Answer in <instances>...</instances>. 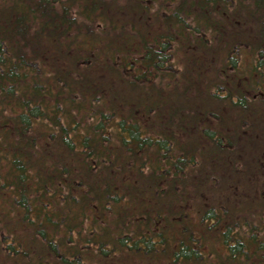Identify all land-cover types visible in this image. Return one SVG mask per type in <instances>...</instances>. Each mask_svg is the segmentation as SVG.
<instances>
[{"label": "trees", "instance_id": "1", "mask_svg": "<svg viewBox=\"0 0 264 264\" xmlns=\"http://www.w3.org/2000/svg\"><path fill=\"white\" fill-rule=\"evenodd\" d=\"M262 178L264 0H0V264H264Z\"/></svg>", "mask_w": 264, "mask_h": 264}, {"label": "rangeland", "instance_id": "2", "mask_svg": "<svg viewBox=\"0 0 264 264\" xmlns=\"http://www.w3.org/2000/svg\"><path fill=\"white\" fill-rule=\"evenodd\" d=\"M198 165L195 164V167H197ZM233 171H236V169H234ZM241 171V170H239ZM230 174V173H229ZM240 178H234L232 180H239ZM253 181H256V179ZM264 183V179H260L258 180L257 184L254 185V186H251L249 187L247 190L246 188H242V187H239L236 189V198L234 200L235 202V205H238L239 203L238 202H241L242 204L243 203H246V199L248 198V196H251L250 194H247V193H250V191H252V188L254 187H257V189H253L254 191V196L253 198L255 199H260L262 197H264V186L263 187H260L261 185H263ZM212 190V189H211ZM213 191H217L216 188H214ZM246 191V193H244ZM227 192V191H225ZM214 199V196H211L210 197V200H213ZM203 199H201L199 196H195L194 198H190L188 200H186L185 202H183V207L186 208V210H194V209H197L200 207V205H203ZM231 205V204H229ZM135 206H139V205H135ZM174 208V206H173ZM178 208V207H176ZM189 208V209H187ZM174 210V209H173ZM195 212V211H194ZM191 217H184L182 215H177L175 217H173L172 219H170V221L168 222V226H167V231L165 232L166 235H169V236H173V237H178L181 233H179L182 225H185L186 221H188V223L191 221L192 223H194L195 219L196 218V214L195 213H192L190 215ZM185 219V220H184ZM183 221L182 224H180L181 222ZM185 221V222H184ZM197 222V221H196ZM205 224V223H204ZM167 225V224H166ZM206 225V226H205ZM203 225V227L207 228L208 227V230L212 229L213 227H210L208 226L207 224ZM189 228H196L195 226L193 227L192 225H188ZM185 227H187V225H185ZM171 231L168 232V231ZM190 230V229H189ZM244 232H246V228L243 229ZM182 235V234H181ZM211 237H214L211 236ZM153 250V249H152ZM84 251L86 252V255H87V259H85L84 261V264H172L171 263V258L169 257H166V256H170L169 253L167 252H164V251H160L159 253L158 252H155L154 253H158L157 255L150 252L151 254H148V253H136L135 251H127V252H118V251H111L109 254H105L99 250H97V248H94L91 246V249L90 251ZM169 251V250H168ZM140 252V251H139ZM166 257V258H165ZM100 258H103V259H100ZM15 258H12L9 257L8 258V261L6 264H12L10 262V260H14ZM51 260V263L53 264H65L63 263V261L61 260V258L57 261V262H53L52 259ZM16 261H18V258H16ZM71 262V261H70ZM77 264V263H76ZM81 264H83V261H81Z\"/></svg>", "mask_w": 264, "mask_h": 264}, {"label": "flooded vegetation", "instance_id": "3", "mask_svg": "<svg viewBox=\"0 0 264 264\" xmlns=\"http://www.w3.org/2000/svg\"><path fill=\"white\" fill-rule=\"evenodd\" d=\"M240 205H242V204H240Z\"/></svg>", "mask_w": 264, "mask_h": 264}]
</instances>
